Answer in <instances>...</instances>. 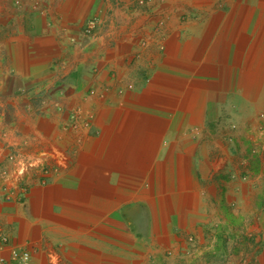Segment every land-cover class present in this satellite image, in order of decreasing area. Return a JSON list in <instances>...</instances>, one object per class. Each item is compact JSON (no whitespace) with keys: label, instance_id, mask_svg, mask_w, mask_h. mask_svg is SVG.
<instances>
[{"label":"crops","instance_id":"0c3cea01","mask_svg":"<svg viewBox=\"0 0 264 264\" xmlns=\"http://www.w3.org/2000/svg\"><path fill=\"white\" fill-rule=\"evenodd\" d=\"M12 248L264 264V0H0L7 264Z\"/></svg>","mask_w":264,"mask_h":264},{"label":"built area","instance_id":"2783aa9c","mask_svg":"<svg viewBox=\"0 0 264 264\" xmlns=\"http://www.w3.org/2000/svg\"><path fill=\"white\" fill-rule=\"evenodd\" d=\"M143 1L144 0H140V2ZM99 23H100L99 20L96 18L89 20L86 27L84 28V35L88 38H92L94 33L96 32V28L98 27ZM72 117H73V121L76 122V119L78 118L77 112H73ZM10 159L12 160L13 156H10ZM34 163L36 164V162L32 163L31 161H26V160L21 161L20 159L18 162V169L16 173L22 175L27 169H31L35 165ZM37 166L40 167V164L39 165L37 164ZM1 240L2 242L6 243L7 237L5 235H2ZM187 241L189 243L193 242L194 236L192 235L188 236ZM10 253H11L10 254L11 262L13 264H26L30 260V253L25 249L12 248ZM0 264H7V262L4 258L0 257Z\"/></svg>","mask_w":264,"mask_h":264},{"label":"rangeland","instance_id":"374dc122","mask_svg":"<svg viewBox=\"0 0 264 264\" xmlns=\"http://www.w3.org/2000/svg\"><path fill=\"white\" fill-rule=\"evenodd\" d=\"M12 1H14V0H12ZM233 129H234V127H233ZM171 252H169V254H170Z\"/></svg>","mask_w":264,"mask_h":264},{"label":"clouds","instance_id":"9594fccd","mask_svg":"<svg viewBox=\"0 0 264 264\" xmlns=\"http://www.w3.org/2000/svg\"><path fill=\"white\" fill-rule=\"evenodd\" d=\"M169 252H171V251H169Z\"/></svg>","mask_w":264,"mask_h":264}]
</instances>
